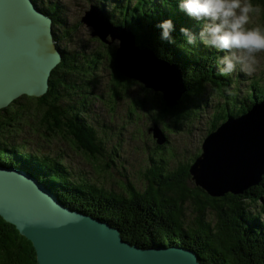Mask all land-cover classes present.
<instances>
[{
    "label": "trees",
    "instance_id": "16d2710c",
    "mask_svg": "<svg viewBox=\"0 0 264 264\" xmlns=\"http://www.w3.org/2000/svg\"><path fill=\"white\" fill-rule=\"evenodd\" d=\"M33 2L52 19L54 38L61 50L62 62L51 72L49 88L43 97L34 99L23 96L8 108L0 110V161L40 178L64 206L79 209L118 228L122 239L131 245L140 248L176 245L194 251L203 264H264V175L258 186L241 195L226 194L222 198H212L195 186L189 174L190 164L201 153L197 149L188 161L176 163L172 169L166 168L164 162L167 160L155 162L156 165L150 166L152 171L149 174H145L147 168L144 169L140 174L147 186L142 193L128 180L119 183L122 191L116 192L85 178L75 180L63 161L40 152L41 149L34 142L37 129L24 116L30 111L37 115V123H51L52 135L64 133L71 137L75 145L95 161L101 170L108 169L113 162L111 152L117 153L118 149L114 147L107 154L102 140L104 137L95 132L86 118L87 113L91 112L92 102L87 93L98 87L99 79L95 71L99 68L100 58H108L107 69L111 74L109 90L117 98L122 100L121 91L137 83L120 75L115 59L109 54L106 58V53L101 50L90 53L80 48L81 52L76 54L78 57L69 55L59 46L62 41L66 45L69 42L63 34L59 37L57 34L60 3L52 0ZM98 2V8L105 16L113 18L114 25L126 24L132 30L138 47L152 50L162 59L168 60V63L177 61L187 66L189 71L186 72L195 77L193 83L186 86L187 93L172 109L165 107L160 93H150L146 89L145 94H142L144 101H131L132 115L136 107L147 109L143 103L148 105L146 101L151 102L152 108L149 107L147 112H156L152 126L157 125L165 136L173 131L181 132L183 126L188 127V122L206 109L202 100L210 99L200 96L202 84L213 85L215 94L221 98L218 108L212 109L210 113L212 124L208 125V133L214 131L228 116L241 115L254 103L264 100V84L259 85L257 82L251 83V90L244 98L231 91V87L235 88L240 81V74L244 73L237 68L235 71L240 72L238 75H235V71L220 75L217 67L223 53L206 49L198 39L195 45L185 43L180 29L186 28L196 35L200 25L178 10V0H115L110 5L117 6L118 11L113 10L109 14L101 8L103 4L100 0ZM251 2L261 9L259 20L264 26V0ZM168 19L173 24L170 33L172 43L160 40V29L157 27ZM176 65L184 70L180 64ZM148 93L150 96L147 97ZM27 126L33 127L29 134L26 133ZM151 140L152 144L157 145L153 137ZM167 144L166 137L162 147ZM170 157L175 159L173 154ZM151 161L156 159L152 158ZM185 203L195 207L197 214L190 210L194 220H187L183 215ZM208 212L213 213V222L205 220ZM0 264H37L32 244L1 217Z\"/></svg>",
    "mask_w": 264,
    "mask_h": 264
},
{
    "label": "water",
    "instance_id": "95a60500",
    "mask_svg": "<svg viewBox=\"0 0 264 264\" xmlns=\"http://www.w3.org/2000/svg\"><path fill=\"white\" fill-rule=\"evenodd\" d=\"M94 8L81 22L102 44L118 42L114 57L120 75L160 93L167 109L176 107L186 90L180 68L140 49L130 30L111 25ZM61 62L52 19L33 0H0V110L23 96L40 99ZM150 132L158 145L165 143L158 127ZM201 151L189 173L209 196L241 195L259 185L264 175V100L237 117L228 116L206 135ZM3 168L0 216L32 244L37 264H201L195 252L181 247L129 246L117 230L70 211L30 175Z\"/></svg>",
    "mask_w": 264,
    "mask_h": 264
},
{
    "label": "rangeland",
    "instance_id": "374dc122",
    "mask_svg": "<svg viewBox=\"0 0 264 264\" xmlns=\"http://www.w3.org/2000/svg\"><path fill=\"white\" fill-rule=\"evenodd\" d=\"M53 1L60 3V16L58 18L60 27H58L57 31V34L59 33L58 37L63 34V36L67 37L69 40L67 45L63 41L59 43V46L63 50L72 56L79 54L81 52L80 48H85L90 53L101 50L104 54L106 53V58L109 54L111 58L115 59V50L118 48V42H112L109 40V44H102L97 38L91 37L93 30L81 22V20L86 17L85 13L90 10L91 6L96 7L97 4L100 5L98 0H52V2ZM111 1L115 3V0H107V2L105 0H100L101 4H103L101 8L106 11L107 14L111 13L113 10L116 12L118 11L117 6L110 5ZM260 15L261 9L258 13L251 15L250 26H261L259 20ZM107 18L112 23L113 18ZM76 57H78V55H76ZM107 60L108 58H100L99 68L95 71V76L99 79L98 87L94 90L91 89V91L87 93V97H89V99L92 98V102L90 104L91 112L89 111L87 113L86 118L90 120V124L95 128V132L98 133L99 136L104 137L102 140L103 143H105L107 154L108 151H112L114 147L118 149L117 153L111 152L113 155V162L110 163L108 161V163H110L108 169L104 168L101 170L95 161L85 155L75 145L71 137L66 136L64 133L63 135H52L53 133L50 131V122L48 124L37 123V115L31 111L28 114H24V116L29 119V121L32 122L31 124L37 129V133L34 136V142L41 149L40 152L42 151V154L44 155L56 157L63 161V163L69 168L71 175L75 180L85 178L97 185L112 189L116 192L122 191L119 183H124L128 180L131 181L132 184L136 186L137 190L142 193L147 186L140 174L144 169L147 168L144 173L149 174V172L152 171L150 166L153 167L156 165L155 162L158 161L161 163V161L164 160H167V162H164L166 168L172 169L176 166V163L178 164L181 161L185 163L188 161L187 159L197 151V149H201L203 139L209 131L208 125L212 124L209 117L211 115L210 113L212 112V109L216 110V108H218V103L221 98H218L215 94L213 85L202 84V93L200 92V96L202 98L206 97L210 99L209 101L202 100L206 105V109L196 115L192 121L188 122V127L183 126L181 132L173 131L171 134L168 133L166 136L168 140L167 146L162 147V145H159V147H157L158 144H152L151 137H153V133L149 132V128H151L153 122L152 118H154L156 114L154 110L147 112L149 111V107L152 108L151 102L149 100L146 101L149 103L148 105L143 103L147 109H138V107H136L135 114L132 115L130 113V109L133 108L131 101H144V95L142 94H145V88L143 85H131L123 92L121 91L120 94L124 97L122 100L117 98L113 95L111 90H109L111 74L107 69ZM173 62L181 65V63H177V61ZM181 66L185 70L183 73L184 70L181 68L183 70L181 71L183 79L187 81V85H191L193 83L192 80L195 79V77H191L190 72V74L187 73L189 71L187 66ZM235 72V75L240 74L238 71ZM242 72L245 75L240 74L241 78L237 86L235 88L231 87V91L240 98L247 96V93L251 90V83L257 82L259 85L264 84V53L259 54L258 64L254 72L251 74L244 71ZM218 94L221 95V93ZM146 96H150V93L146 94ZM27 128V134L33 131V127L27 126ZM23 137L27 138L26 136ZM172 154L175 155L174 160L170 157ZM152 158L156 159V161H151ZM0 162L2 163L3 161ZM6 165L10 164L8 163ZM0 166L5 167V165ZM182 208L183 215L186 216V219L194 220V216H191V211L197 214L194 209L195 207L192 205L188 206V204L185 203ZM212 219H215L213 213H206L205 220L213 222ZM169 247L179 246L171 245L163 248Z\"/></svg>",
    "mask_w": 264,
    "mask_h": 264
},
{
    "label": "clouds",
    "instance_id": "9594fccd",
    "mask_svg": "<svg viewBox=\"0 0 264 264\" xmlns=\"http://www.w3.org/2000/svg\"><path fill=\"white\" fill-rule=\"evenodd\" d=\"M177 8L200 25L193 35L181 28L187 45L197 39L206 49L223 53L217 71L226 75L239 68L251 74L256 70L259 54L264 53V26H250V17L260 11L251 0H178ZM160 40L172 43L170 19L157 25Z\"/></svg>",
    "mask_w": 264,
    "mask_h": 264
},
{
    "label": "bare ground",
    "instance_id": "6f19581e",
    "mask_svg": "<svg viewBox=\"0 0 264 264\" xmlns=\"http://www.w3.org/2000/svg\"><path fill=\"white\" fill-rule=\"evenodd\" d=\"M96 7H98L97 5H96ZM93 12H94V14H97V13H100V14H102V17L103 18H106L107 20H108V22L111 24V25H113V26H116V27H124V28H126L127 30H130L131 32H132V30L131 29H129L128 27H126V24L124 25V26H119V25H114L113 23H111L110 21H109V19L105 16V15H103V12L100 10V9H97V8H94V10H93ZM133 33V32H132ZM52 35H53V39H54V41H55V34H54V30H53V28H52ZM133 35H134V37H135V40H136V36H135V34L133 33ZM55 44H56V42H55ZM57 46V45H56ZM58 47V46H57ZM59 48V47H58ZM140 48V47H139ZM60 49V48H59ZM141 49V48H140ZM149 50V49H148ZM152 51V50H151ZM60 52H61V50H60ZM153 52V51H152ZM154 53V52H153ZM62 54V53H61ZM154 55L158 58V59H162L158 54H156V53H154ZM162 60H164V59H162ZM166 60V59H165ZM164 60V61H165ZM166 62L168 63V60H166ZM169 64H174V63H169ZM176 65V64H175ZM179 66V65H178ZM179 68H180V66H179ZM181 69V68H180ZM182 70V69H181ZM183 71V70H182ZM126 79V78H125ZM127 80H129V79H127ZM131 82H135V83H137V85H140V86H142V84L140 83V82H138V81H135V80H130ZM182 83H183V85H184V88H185V86L187 85V81H185V80H183L182 79ZM48 88H49V83H48ZM186 89V88H185ZM150 93L151 92H154V91H151V90H148ZM187 92H186V90H185V92L183 93V95H182V97L186 94ZM45 95V94H44ZM43 97V96H42ZM29 98V97H28ZM163 101V100H162ZM239 116V115H238ZM234 117H237V116H234ZM225 122V120L223 121V122H221L217 127H216V129L222 124V123H224ZM154 126H156V127H158L157 125H153L151 128H149V132H150V129H152ZM159 128V127H158ZM160 129V128H159ZM161 130V129H160ZM162 131V130H161ZM150 133H152V132H150ZM163 133V132H162ZM164 134V133H163ZM164 136H165V134H164ZM165 142H166V136H165ZM201 150V149H200ZM202 152V151H201ZM200 155V154H199ZM192 164H193V162H192ZM0 165H5V167L3 168V169H17L16 167H13V166H10V165H6L4 162H2ZM21 170V169H20ZM22 172H24V173H26V174H28V175H30V177L31 178H33L34 180H36L37 181V183L39 184V185H41V187L43 186L45 189H47L45 186H44V183L42 182V180L40 179V178H35L32 174H30L29 172H27V171H24V170H21ZM190 174V173H189ZM191 180H192V176H191ZM193 181V180H192ZM194 183V182H193ZM195 184V183H194ZM195 186H197V185H195ZM47 191L49 192V194L50 193H52V192H50L48 189H47ZM55 197H56V195L54 194V193H52ZM228 194H231V195H234V194H232V193H228ZM225 196V195H224ZM224 196H222V197H224ZM211 197V196H210ZM57 198V197H56ZM212 198H219V197H212ZM57 200H58V198H57ZM58 202H60L59 200H58ZM61 203V202H60ZM62 204V203H61ZM63 205V204H62ZM64 206V205H63ZM66 207V206H65ZM68 209H70V211H79V212H81L82 214H85V215H87V216H89V214L88 213H86V212H83V211H81V210H77V209H72V208H69V207H67ZM91 216V215H90ZM1 217V216H0ZM93 217V216H92ZM94 218H96V217H94ZM97 219H99V218H97ZM100 220V219H99ZM100 221H102V220H100ZM102 222H104V221H102ZM104 223H106V222H104ZM106 225H108V227L109 228H111V229H115V230H117L119 233H120V238H121V240L122 241H124V242H126V243H128L129 244V246H136V245H131L128 241H125V240H123L122 239V236H121V232L119 231V229L118 228H116V227H113V226H111L110 224H108V223H106ZM16 229V228H15ZM17 230V229H16ZM20 234V233H19ZM136 248H139V249H141V250H146V249H149V248H156V247H148V248H140V247H138V246H136ZM160 248H162V247H160ZM181 248H183V247H181ZM183 249H185V248H183ZM187 250H190V249H187ZM190 251H192V250H190ZM194 252V251H193ZM36 254V253H35ZM195 256H197L196 257V259H197V262H200L199 261V258H198V255L195 253ZM201 263V262H200ZM201 264H203V263H201Z\"/></svg>",
    "mask_w": 264,
    "mask_h": 264
}]
</instances>
